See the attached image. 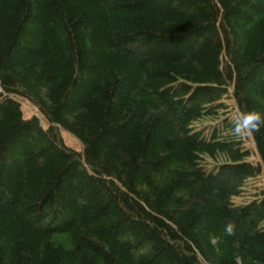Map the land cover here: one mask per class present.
Masks as SVG:
<instances>
[{
	"label": "trees",
	"instance_id": "obj_1",
	"mask_svg": "<svg viewBox=\"0 0 264 264\" xmlns=\"http://www.w3.org/2000/svg\"><path fill=\"white\" fill-rule=\"evenodd\" d=\"M260 176L264 0H0V264H264Z\"/></svg>",
	"mask_w": 264,
	"mask_h": 264
},
{
	"label": "rangeland",
	"instance_id": "obj_2",
	"mask_svg": "<svg viewBox=\"0 0 264 264\" xmlns=\"http://www.w3.org/2000/svg\"><path fill=\"white\" fill-rule=\"evenodd\" d=\"M18 100L21 102L25 117H32L33 115H37L40 117V114L38 113V111L34 108V106L29 101H27L24 98H20V97L18 98ZM223 102L227 106L226 111L232 112L231 113L232 117L235 118V117L240 116V114L237 112L238 110H237L235 101L232 97L223 99ZM212 123L213 121L211 120H205L203 122L196 123V127L202 128ZM44 124L46 125L45 122ZM63 137H64L66 144L70 146L71 148H74L76 150L83 149V144L81 143V141L78 140L75 136H73L69 132L63 131ZM244 139H245L246 148H249L252 153V156L249 158L250 161H254V162L260 161L257 150L255 148L254 141L252 139V136L250 132H248L247 130H244ZM214 165H215L214 161H209V164H207L206 167L208 169H211L214 167ZM262 189H264V177L263 176H260L259 178H256V179H251L249 180L247 184L245 195H243V197L241 198H235V201L238 203L247 202L254 197L253 195L256 194V192L259 193L261 192Z\"/></svg>",
	"mask_w": 264,
	"mask_h": 264
},
{
	"label": "clouds",
	"instance_id": "obj_3",
	"mask_svg": "<svg viewBox=\"0 0 264 264\" xmlns=\"http://www.w3.org/2000/svg\"><path fill=\"white\" fill-rule=\"evenodd\" d=\"M249 119L252 120V121H257V120H259V117H258V116H252V117H250ZM236 131H237V132L240 131L239 127H237Z\"/></svg>",
	"mask_w": 264,
	"mask_h": 264
}]
</instances>
